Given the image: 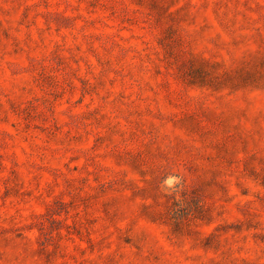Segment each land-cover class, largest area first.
<instances>
[{"label": "rangeland", "instance_id": "1", "mask_svg": "<svg viewBox=\"0 0 264 264\" xmlns=\"http://www.w3.org/2000/svg\"><path fill=\"white\" fill-rule=\"evenodd\" d=\"M0 264H264V0H0Z\"/></svg>", "mask_w": 264, "mask_h": 264}]
</instances>
